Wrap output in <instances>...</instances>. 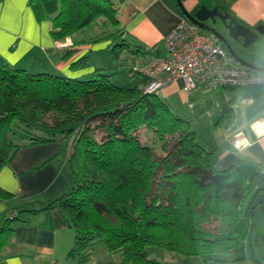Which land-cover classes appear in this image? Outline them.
<instances>
[{"label": "trees", "instance_id": "1", "mask_svg": "<svg viewBox=\"0 0 264 264\" xmlns=\"http://www.w3.org/2000/svg\"><path fill=\"white\" fill-rule=\"evenodd\" d=\"M29 3L38 20H50L56 41L106 20L111 28L100 27V34L120 41L111 48L112 58L128 46L120 37L112 0ZM247 52L264 58V36ZM85 64L83 57L70 66ZM113 70L96 69L89 79L69 78L29 73L0 57V171L22 146L71 142L66 159L70 190L4 217L0 252L13 225L26 222L22 214L58 208L74 232L68 256L79 263L100 242L107 252L121 254L119 264H166L148 258L149 247L183 258L184 264L194 257L203 264H226L223 257L248 247L254 254L251 264H264V187L237 164L216 169L215 150L200 145L190 122L175 115L158 94L144 92L143 76L131 71L138 80L120 86L110 80ZM211 91L219 108L216 123L233 115L237 96L264 97V85ZM142 126L159 136V152L154 143L138 139ZM12 198L0 188V200Z\"/></svg>", "mask_w": 264, "mask_h": 264}, {"label": "crops", "instance_id": "2", "mask_svg": "<svg viewBox=\"0 0 264 264\" xmlns=\"http://www.w3.org/2000/svg\"><path fill=\"white\" fill-rule=\"evenodd\" d=\"M112 1L118 9L121 39L128 46L140 50L134 57L143 64L164 55V37L181 18H185L177 0ZM179 1L191 14L205 4L229 12L250 28L264 24V0ZM0 17L3 18V24L0 25V57L11 67L29 73L80 78L98 69L88 64L89 56L111 46L108 41L76 44L72 36L68 37L72 46L58 47L56 44L59 41L51 35L50 20H38L29 0H0ZM146 51L150 52L142 53ZM83 57H86V64L72 69L71 63ZM104 68L114 69L113 66ZM128 73L131 82L138 80L135 74ZM182 88V81L177 80L158 93L173 112L180 110L174 107L177 99L188 104L192 97L193 91L186 93ZM253 100L241 103L251 105ZM257 114L248 123L247 130L241 128L229 136L223 135L220 141H213L205 147L215 150L213 156L216 169L222 170L237 164L242 173L253 179L257 186L264 187V134L256 135L251 128L254 122L264 119V108ZM238 134L246 146H234ZM63 149H66V153L60 154ZM70 153L71 142L67 140L20 147L0 171V188L13 195L9 201L0 200V221L14 214L21 206L52 201L67 193L71 188V175L66 164ZM21 218L26 222L13 225L14 231L9 242L0 252V264H119L121 261L120 253H109L104 246H94L89 250L87 259L81 263L68 256L74 232L58 208L34 215L24 213ZM242 251L240 255L237 252L223 257L229 261L226 264H251L254 254L248 247ZM170 259L184 264L183 258L170 255ZM170 261L163 262L172 264Z\"/></svg>", "mask_w": 264, "mask_h": 264}, {"label": "built area", "instance_id": "3", "mask_svg": "<svg viewBox=\"0 0 264 264\" xmlns=\"http://www.w3.org/2000/svg\"><path fill=\"white\" fill-rule=\"evenodd\" d=\"M67 37L57 42L58 47L71 46ZM166 53L146 63L133 66L132 71L145 78L144 92L158 94L171 83L181 80L183 91L190 93L199 87L210 90L218 87H244L264 85V73L257 72L238 63L222 47L218 39L203 31L186 18H181L164 37ZM69 43V44H68ZM251 98L243 102L250 103ZM192 108V102L188 101ZM259 131L251 128L256 135L264 134L260 120ZM236 148L246 146L240 134L235 136Z\"/></svg>", "mask_w": 264, "mask_h": 264}, {"label": "rangeland", "instance_id": "4", "mask_svg": "<svg viewBox=\"0 0 264 264\" xmlns=\"http://www.w3.org/2000/svg\"><path fill=\"white\" fill-rule=\"evenodd\" d=\"M100 27L101 29L102 27H106L105 30H109L111 28L108 21L99 20L97 25L94 26L92 30L83 29L75 33L73 35V39L78 43L97 42V44H99L107 41L111 42V46L108 49L103 48L97 50L96 52H93L92 54L90 53L91 55L89 56L88 64L93 65L95 69H104V67L113 66L114 74L110 78L113 84L120 86L132 84L133 82H131L130 78L128 77V71L131 72L133 66L141 64L139 60L135 58L137 54V52L135 51L136 48L133 46H126L119 53L116 59L112 58L111 48L114 44L120 43V41L111 36L100 34ZM213 27L226 36V30L219 20L216 21ZM228 41L231 47L241 58L254 65L264 66V58L250 55L246 51H243L237 42L231 39H228ZM72 45L73 44H71V46ZM138 56L141 57L140 54H138ZM91 75L92 74L85 75L80 78L89 79L91 78ZM191 94L192 97L189 99V101L192 102L193 107L189 108L187 103H181L180 100L177 99L175 101L176 104H174V107H178V109L180 110H178L177 112L175 111L174 113L175 115H178L183 119H187L190 122V129L195 132L197 142L204 147L206 144H210L213 141H220V138H222L223 135L229 136L238 129L242 128L244 129V131L247 130L248 123L252 119H254L255 115H258L257 113H259L262 108H264V98H256L253 100V104L243 105L241 103V101H244L243 96L239 95L236 97L233 105V115L231 117L221 119L216 125V122L219 120V108L217 105V101L214 99L213 92L206 87H202L198 91L194 90ZM136 135L142 143H154L156 145V151L159 152V136L153 131L148 130L146 129V127L142 126L136 131ZM94 246L101 247L103 245L98 242ZM242 252L243 251L241 250V253L238 252V254L240 255L242 254ZM146 254L148 258L155 259L159 262L172 260L170 259L169 253L155 247L146 248ZM170 262L172 264H178L177 261ZM190 264H203V262L199 258L194 257L191 259Z\"/></svg>", "mask_w": 264, "mask_h": 264}, {"label": "water", "instance_id": "5", "mask_svg": "<svg viewBox=\"0 0 264 264\" xmlns=\"http://www.w3.org/2000/svg\"><path fill=\"white\" fill-rule=\"evenodd\" d=\"M177 3L179 8L181 9L182 14L187 20H189L199 29L214 35L224 47V49L238 63L257 72L264 73V66L254 65L241 58L231 47L228 41V39H231L237 42L240 45L241 49L247 52L249 46L254 44L260 36H264V24H258L257 26L250 28L241 23L229 12L219 10L217 6H213L212 8H210L205 4L200 5L199 8L191 14L183 7L179 0H177ZM217 20H219L225 28L227 38L213 27Z\"/></svg>", "mask_w": 264, "mask_h": 264}, {"label": "bare ground", "instance_id": "6", "mask_svg": "<svg viewBox=\"0 0 264 264\" xmlns=\"http://www.w3.org/2000/svg\"><path fill=\"white\" fill-rule=\"evenodd\" d=\"M253 128H254L256 131L260 132V131H259V128H260V122H259V121H258V122H255V124L253 125Z\"/></svg>", "mask_w": 264, "mask_h": 264}, {"label": "snow or ice", "instance_id": "7", "mask_svg": "<svg viewBox=\"0 0 264 264\" xmlns=\"http://www.w3.org/2000/svg\"><path fill=\"white\" fill-rule=\"evenodd\" d=\"M2 24H3V18L0 17V25H2Z\"/></svg>", "mask_w": 264, "mask_h": 264}, {"label": "clouds", "instance_id": "8", "mask_svg": "<svg viewBox=\"0 0 264 264\" xmlns=\"http://www.w3.org/2000/svg\"><path fill=\"white\" fill-rule=\"evenodd\" d=\"M261 128L264 129V124H261Z\"/></svg>", "mask_w": 264, "mask_h": 264}, {"label": "flooded vegetation", "instance_id": "9", "mask_svg": "<svg viewBox=\"0 0 264 264\" xmlns=\"http://www.w3.org/2000/svg\"><path fill=\"white\" fill-rule=\"evenodd\" d=\"M224 35V34H223ZM225 36V35H224ZM226 38H227V36H226ZM221 44V43H220Z\"/></svg>", "mask_w": 264, "mask_h": 264}]
</instances>
